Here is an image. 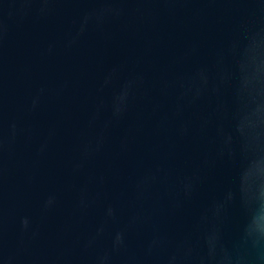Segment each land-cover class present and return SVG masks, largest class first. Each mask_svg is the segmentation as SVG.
<instances>
[{
    "label": "water",
    "instance_id": "95a60500",
    "mask_svg": "<svg viewBox=\"0 0 264 264\" xmlns=\"http://www.w3.org/2000/svg\"><path fill=\"white\" fill-rule=\"evenodd\" d=\"M0 264H264V0H0Z\"/></svg>",
    "mask_w": 264,
    "mask_h": 264
}]
</instances>
